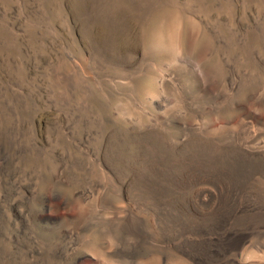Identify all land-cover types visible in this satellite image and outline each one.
Instances as JSON below:
<instances>
[{
    "label": "rangeland",
    "instance_id": "374dc122",
    "mask_svg": "<svg viewBox=\"0 0 264 264\" xmlns=\"http://www.w3.org/2000/svg\"><path fill=\"white\" fill-rule=\"evenodd\" d=\"M249 151L264 0H0V264H195L207 219L264 203Z\"/></svg>",
    "mask_w": 264,
    "mask_h": 264
},
{
    "label": "bare ground",
    "instance_id": "6f19581e",
    "mask_svg": "<svg viewBox=\"0 0 264 264\" xmlns=\"http://www.w3.org/2000/svg\"><path fill=\"white\" fill-rule=\"evenodd\" d=\"M242 147V146H241ZM239 149V148H238ZM241 149V148H240ZM232 151V150H231ZM235 150H233L234 152ZM248 151V150H247ZM223 153V151H222ZM221 153V154H222ZM238 153V152H237ZM243 153V152H242ZM226 154V153H225ZM218 155V154H217ZM216 155V156H217ZM228 156V155H227ZM264 155L259 153H253L249 151L242 154V157H251L255 159H260ZM221 157V156H220ZM219 157V159H220ZM246 158V159H247ZM250 159V158H249ZM252 160V159H251ZM243 160L240 158H235L231 161L232 165L243 164ZM249 161V160H248ZM258 161V160H257ZM261 161V160H260ZM213 162V161H212ZM229 162V161H228ZM245 162V161H244ZM247 162V161H246ZM252 162V161H251ZM256 162V160L254 161ZM221 164V163H220ZM249 164V163H248ZM259 164V163H258ZM264 165V164H263ZM214 167V166H213ZM211 168V167H210ZM218 169V168H217ZM244 169V168H243ZM219 170V169H218ZM234 170V169H233ZM253 170V169H252ZM257 170V169H256ZM255 170V171H256ZM224 171V170H223ZM216 172V171H215ZM230 174V173H229ZM228 174V175H229ZM241 174V173H240ZM234 175V174H233ZM247 175V174H246ZM223 176V175H222ZM235 176V175H234ZM233 176V177H234ZM227 177V176H226ZM248 177V176H247ZM251 177V176H250ZM241 178V177H240ZM263 178V177H262ZM216 179V178H215ZM218 179V178H217ZM239 179V178H238ZM252 179V178H251ZM221 180V179H220ZM234 180V179H233ZM226 181V180H225ZM232 181V179H231ZM222 182V181H221ZM238 182V180H237ZM236 182V183H237ZM240 182V181H239ZM253 182V181H252ZM242 183V182H241ZM250 183V182H248ZM222 184V183H221ZM238 184V183H237ZM247 184V183H246ZM245 184V185H246ZM253 183H251L252 185ZM216 186V185H215ZM223 187V186H222ZM221 187V188H222ZM234 187V186H231ZM242 187V186H241ZM230 188V186H229ZM252 188V187H251ZM257 188V187H256ZM264 188V187H263ZM260 189V188H259ZM230 190V189H229ZM251 190V189H250ZM253 190V189H252ZM257 190V189H256ZM224 191V190H223ZM239 191V190H238ZM254 191V190H253ZM241 192V190L239 191ZM257 192V191H255ZM259 192V191H258ZM231 193V192H230ZM238 193V192H237ZM264 193V192H263ZM210 194V193H209ZM229 194V193H228ZM232 194V193H231ZM201 195V194H200ZM223 195V194H222ZM224 196V195H223ZM251 195H248L249 197ZM256 196V195H255ZM264 196V195H263ZM242 197V198H241ZM262 197V196H261ZM161 198V197H159ZM208 197H206L207 199ZM232 198V196H231ZM234 198H240L238 203L232 205V207L221 217H212L205 221V225L202 230H200V235L206 244V251H200L197 248V242L188 244L185 241L184 244L192 248L190 250L191 259L195 264H259L255 259L256 256L263 254V246L251 245V249L244 250L243 244L248 240V231L252 229V218L255 216L259 219L264 220V203L257 202L254 198H249L243 200L245 196H238ZM257 198V197H256ZM217 199V198H216ZM263 199V198H262ZM238 200V199H237ZM230 201V200H229ZM236 201V200H235ZM221 202V201H220ZM201 205L205 208L207 207L206 202L200 201ZM224 204V203H223ZM191 205V204H190ZM206 205V206H205ZM212 206V205H211ZM215 206V205H214ZM209 207L208 213L211 214L215 212V209ZM173 207V206H172ZM190 207V206H189ZM201 210V209H200ZM203 211V210H202ZM217 212V211H216ZM223 213V211H222ZM225 213V212H224ZM208 214V215H209ZM207 216V215H206ZM126 218V217H125ZM127 222V221H126ZM181 223V222H178ZM189 223V222H188ZM187 223V224H188ZM260 224V223H259ZM181 225V224H180ZM183 229V228H182ZM185 229V228H184ZM253 230V229H252ZM262 230V229H261ZM190 231V230H189ZM254 231V230H253ZM259 231V230H258ZM190 233V232H189ZM251 233V232H250ZM253 233V232H252ZM181 234V233H180ZM126 235V234H125ZM140 237V236H139ZM186 237V236H185ZM160 239V238H159ZM197 239V238H196ZM138 244L137 241H135ZM170 244V243H169ZM202 245H204L202 243ZM201 247V243L199 244ZM194 248V249H193ZM170 249V248H169ZM87 250V249H86ZM94 250V249H93ZM200 251L201 253L197 252ZM96 251V250H95ZM98 251V250H97ZM100 251V250H99ZM106 251V250H104ZM91 253V252H89ZM99 253V252H98ZM103 253V252H102ZM116 253V252H115ZM187 253V252H186ZM91 255V254H90ZM95 255V254H94ZM93 255V256H94ZM105 255H99V258ZM95 257V256H94ZM127 257V256H126ZM189 258V257H188ZM106 259V258H105ZM107 260V259H106Z\"/></svg>",
    "mask_w": 264,
    "mask_h": 264
}]
</instances>
